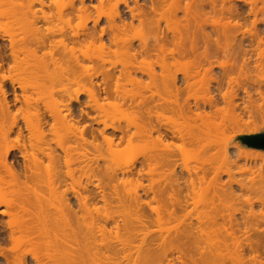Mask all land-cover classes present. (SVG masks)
Listing matches in <instances>:
<instances>
[{
    "label": "bare ground",
    "instance_id": "obj_1",
    "mask_svg": "<svg viewBox=\"0 0 264 264\" xmlns=\"http://www.w3.org/2000/svg\"><path fill=\"white\" fill-rule=\"evenodd\" d=\"M239 1L242 6L232 0H0V19L12 21L21 15L27 35L17 43L11 34L9 40L5 31L0 34V42L9 41L8 47L0 43V215L9 219L0 229V264H174L172 259L163 261L166 253L175 247L173 251L182 254L192 246L202 256V264H215L223 257L219 248L203 251L205 225L212 220L207 214L170 239L146 231L154 222L180 218L190 195L211 171L201 167L196 172L186 170V175L178 172L184 147L201 140L197 134L164 124V113L208 133L227 113L218 125L220 141L213 154L224 166L212 169L211 183L233 186L238 161L251 160L233 140L244 130L255 135L264 126V0ZM104 5H112L110 13L103 12ZM75 20L82 21L81 29L71 27ZM139 32L144 34L136 38ZM135 41L139 47L132 45ZM96 44L101 53L121 49L140 66L130 62L131 70L117 76L115 69L100 68L99 57L96 63L91 57L100 71L90 68L92 64L87 68L83 62L92 55L81 57L82 62L76 50ZM153 59L159 71L151 68ZM138 60L146 61V66ZM182 61L192 69L179 74L173 68ZM138 74L149 81L144 83ZM122 76L143 84L141 88L150 94L132 100L120 96V80L127 79ZM198 77L204 79L201 95L197 89L191 94ZM63 80L70 81L69 86L57 89ZM44 91L48 99L35 98ZM82 94L88 100L84 108L100 111L95 118L82 108ZM104 98L138 110L136 133L116 122L108 124V113L97 109L98 100ZM15 108L24 112L32 108L33 118L20 124ZM93 123L104 128H94ZM109 129L112 135L107 134ZM47 136L52 137L47 140ZM138 137L148 149L138 163L126 160L121 165L117 160L113 168L111 158H102L112 156L113 146L124 141L134 144ZM95 153L106 162L97 160ZM221 174L228 176L226 183L219 179ZM134 176L147 184L140 182L139 188L124 192L118 189L122 178ZM161 176L169 182H161ZM79 177L87 180L81 190ZM220 187H215L205 208L213 207L216 198L221 200ZM42 192L53 195L45 197L54 203L49 204ZM99 203L120 209L125 217L81 218L82 210ZM154 203L162 205V211ZM19 239L27 245H17L20 250L4 248L21 243ZM185 245L190 247L185 250ZM236 257L230 258V264L239 263Z\"/></svg>",
    "mask_w": 264,
    "mask_h": 264
},
{
    "label": "rangeland",
    "instance_id": "obj_2",
    "mask_svg": "<svg viewBox=\"0 0 264 264\" xmlns=\"http://www.w3.org/2000/svg\"><path fill=\"white\" fill-rule=\"evenodd\" d=\"M232 1L237 6H240V5L242 6V2H240L239 0H232ZM94 4H96V2H94ZM104 6L102 7V10H103ZM110 6H112V5H109V8H108L106 5L103 12H106V13L109 12L110 13L109 9L112 8V7L110 8ZM16 17L12 21H9L11 19H7V20L6 19H2V20L0 19V31H1L0 34L1 33L3 34L5 31L6 34L4 33L3 35L9 34L6 36V39L10 38L9 36L11 34V37L16 40V41L14 40L15 42H17V43L21 42L22 43L23 38H25L27 36L26 32H25L26 28H25L24 22L22 21L23 17L21 15L16 16ZM19 18H20V20H19ZM58 24L60 25L59 22H58ZM102 25L105 26L106 25L105 22H103L101 24V26ZM72 26L73 27L79 26V29H81L82 28V21L81 20L80 21L75 20L74 23L72 22L71 27ZM208 31H209V28H208ZM138 34H136V35H138V36H136V38L140 37V35H143L144 33L141 34L139 32ZM6 39H5V41H1L0 43L5 44V46H6L7 43L9 44V41H8L9 39L8 40H6ZM56 39L58 40V37H56ZM8 44H7V47H8ZM133 44H135V45H133ZM98 45L99 44L94 45L95 49H94V47H91L89 50L86 49L87 51H90V52H87L84 49V47L81 48L80 50L79 49L76 50L78 53L77 56L80 57V59L82 57L83 60H85L84 57L86 58L87 55L88 56L92 55L88 58V60H86L84 62L81 59L84 66H86L88 64L86 66L88 68L89 65L91 66V64H92L93 67L91 66L90 68L95 69L96 67H98L97 65L96 66L93 65L92 59L90 61V58L92 57L93 60L95 61V63H96V60L100 58L99 59L100 61L97 60L98 61L97 64H100V68H101V65H103L102 67H104L105 70H108V71L112 70V72H113L114 71L113 69H115L114 73L117 74V76L121 71H123L124 69L126 70V68H127V70H129V69L131 70V68L128 69V66H129L128 64H130V62H131V65H132V63L134 61H132L133 59H131V57L129 60L128 54L126 56V54L121 49H120L121 52L118 49L117 51H115L116 53H112V52L111 53L108 52L107 54L104 52L101 53L102 50L100 51L99 47H98L99 49L96 48V46H98ZM132 45L135 47L137 45L139 47L140 43H137V41H135L134 43H132ZM91 49H93V50H91ZM115 49L116 48L113 46L112 51L114 52ZM80 54H81V56H80ZM104 54H106V55H104ZM261 54L264 57V45L261 47ZM153 60H151L152 63H150V61L147 63H150V65L152 66L151 68L155 69L156 71H159V69L157 67L158 66L157 62L155 60L154 61ZM142 62L146 66V64H145L146 61H142ZM142 62H140V63H142ZM135 64L137 66H140L137 63H135ZM143 64H141V67H145V66H142ZM131 65H130V67H131ZM147 67H145V69ZM100 68L98 67L96 69H99L98 71H100ZM191 69H192V65L188 64V61H182L180 66L173 68V70L178 71L179 74L182 71L187 72V71H190ZM13 74H15V73H13ZM134 76H135V74H134ZM137 77L139 79H141L142 81L144 80V83L146 82V80L149 81L148 78H146V77L142 79L140 74H138ZM70 78H72V77H70ZM123 78H127V79H123ZM121 79H123V80H120L119 90L121 93H123V95H120V96L125 95L124 97H127L128 100H129V98H131L130 100H132V98L133 99L134 98L139 99L140 95L142 96L143 94H145V95L150 94V92H144V90L141 88V87H143V84H141V83L137 84V82L135 84L134 83L135 81L132 79H131L132 82L129 81L130 79L127 76H125V77L122 76ZM203 80L204 79H202V77L196 78L194 81H196L198 84L189 93L194 94L196 89H197L198 90L197 94L201 95L202 90H200V88L203 84ZM262 80H264L263 77H262ZM69 83H70V81H69ZM69 83L66 80H63L62 83L58 84V86L56 85L57 86L56 88L57 89L64 88L66 84L69 86ZM71 86H73L72 88H74L76 86L75 89L78 88V86L75 84H71ZM141 91H142V94H141ZM120 92H119V94H120ZM84 95L85 94H82L80 96V99H81L80 101H81V103L83 102V104H84V105L82 104V108L84 110H86L88 113L90 112L89 115L91 114L92 116L91 115L90 116L93 118L94 116H97V114H99L98 112H100V111H98V112H97V110L91 111L92 109H88L87 107L84 108L85 103L88 101L87 96H84ZM187 95H188V92L187 93L185 92V94H183V98L187 97ZM32 96H33V94H32ZM48 96H49L48 92L44 91V92L37 94L35 96V98L38 97V98H42V99H48ZM9 98H12V96H9ZM105 99L106 98H104L103 100L102 99L98 100L97 104L99 105V107L97 109H99V110L103 109V111H105L104 113H108L107 114L108 124L110 125V123H111V126H112V123L116 122L114 124L115 125L118 124L119 125L118 127H121V126L130 127L132 129V131L134 133H136L137 132L136 128H138L136 126H138L140 124V113L138 112V110L131 109L130 107H128V105H127V108L125 106L123 107L124 102H122L123 104H120L119 103L120 101L119 100L117 101V99H114V98H108L109 100L108 99L105 100ZM113 100H115V101H113ZM64 101H65V99H64ZM84 101H85V103H84ZM136 101H138V100H136ZM90 103H92V102H90ZM117 103L119 104L118 106H117ZM17 107H20V106L17 105ZM41 109H43V108H41ZM26 110H29V109H26ZM32 110L33 109L31 108L30 111L24 112V111H18L17 108H15L13 110V112L15 111L14 114L18 116V118H17V116H16V118L19 119L18 120L19 123L22 124L23 122L25 123L24 119L25 120H27V119L31 120L33 118L31 116H33L32 112H34V110L33 111ZM79 110H80V107H79ZM21 112H23V113H21ZM97 118L98 117H96V119ZM110 118L113 120L112 122H109V121H111ZM226 119H227V113L224 112L223 115L221 116V118L219 120H217L215 123L217 127L212 128L210 130V132L208 133L207 130H205V128L203 129V127H200V126H198L196 128V126L193 123H190V122L185 123L184 121L177 119V117L171 113H164L163 114V117L161 118V120L164 124L171 126V127H175V128L180 129L184 132L197 134L201 140L200 143L196 146L184 147L185 149H184L183 155L179 156V158H178L179 159V161H178V172H180V171L182 172V170H183L184 171L183 173H185V175H186V170H191L192 172H196L201 167L209 168V169H211V171L209 172V175L207 176V179L205 180V182L201 185H197L195 190L193 191V193L190 195V197L188 199L189 205L185 209V211H183L181 213L180 218H176V219H172V220H168V221H165V219H166L165 218L163 220V222L164 221L165 222L164 223L162 222V224L158 223V225H157V223L154 222V224L153 225L151 224V226L148 228L149 231L147 230L146 233L148 232V234H149V232H150V234L152 236L153 235H157V236L160 235L163 237H167V239H170V238L176 236L179 232H181L187 225H189L190 223L195 224L199 218H202L205 214H207V215H205L207 217V219H212V220L207 222V224L205 225V229L203 232L202 247H203V251H206V252H211V251H214L215 249L219 248V254H221V256H223V257L221 258L219 256L215 264H230V258L231 257L233 258L236 254V253L234 254V252H237V251L239 252V254L237 253L236 256H239V258H237L236 256L235 257L237 258V260H239L238 264H264V150L250 148L240 140L241 136L253 135L250 132V130H244L239 136H237L235 138L236 140L235 139L233 140V143L239 144V146H240V148H242L243 152H247V155L251 158V160H249V163H247V164L242 160L238 161V166L240 167V169L234 170V172L236 173V175H235L236 183L231 187L226 184L223 186V188H221L220 186H217L215 183L214 184L211 183V180L214 177V173L212 172L213 171L212 169H217V168L224 166V163L222 162L221 158H219L218 156H213V154H215V152H216V151H214V148L217 146V144L220 141V130L218 128V125H220ZM28 120H27V122H28ZM49 122H51V119H49ZM24 123L22 125H24ZM108 124H106V125H108ZM93 126H94V128H99V127L101 129L104 128V126L102 124L97 125V124L93 123ZM260 133H264V126H261L259 131L256 132V134H260ZM107 134L112 135L110 129L107 130ZM117 135H118V133H117ZM12 138H14V136H12ZM50 138L47 140H50ZM61 138H62V134H61ZM61 138L59 140H61ZM138 138H137V140H134V141H136V142H134V144L133 143L128 144V142H125V141L123 142V144L122 143L119 144L117 142L116 144H119V145L113 146L112 151H114V152L112 153L110 151L112 154L108 150H106L112 156H110V157H109V155L108 156H102V158L108 157V158H106V160H109L111 158L112 161L111 160H109V161L112 162L110 165L113 168H115L118 165L117 160L121 161L120 162L121 165H122V161L126 162V160L127 161L136 160L135 162L138 163L139 161H141L143 159V156L145 155V153L148 152V149L146 148L144 143L141 142L140 138H139V140H140L139 141ZM52 139L56 140L55 137H53ZM55 140L53 142H55ZM99 142H101V141H99ZM53 145H54L53 147H56V143H54ZM175 145L177 146L179 144H175ZM149 149H150V147H149ZM210 149H212V150H210ZM105 152H103L104 154L102 153V155H106ZM95 154H96V156L98 155L97 160H100V162L102 164H103V162H106V160L103 162L101 161V156L99 153H95ZM157 177L158 176H156V178ZM79 178L80 179H79L78 184L81 186V187L79 186L80 190H81L82 186L83 187L86 186L87 180L85 177H79ZM158 179H159V177L156 180H158ZM219 179L223 183H226L228 180V176L225 174H221ZM160 180H161V182H169V178H167L166 176H161ZM121 181L124 182V183L123 182L119 183L118 189H121V191H123L124 189H125V191L126 190H133V189H136V187L139 188L140 182L143 184H147L146 181L145 182L144 181L142 182L141 180L138 181V178L135 176L129 177V178H122ZM137 181L139 183H137ZM215 187H218V188L220 187V189H221L219 191V194L221 195V200H218L216 198L215 199V205L213 207L205 208L206 201L207 200L209 201V199H211L214 195ZM43 192H45V191H43ZM43 192H42L43 198L45 196H47L45 194H48V196L50 195V193L44 194ZM50 196L53 197V195H50ZM47 197H45L44 199H46L48 201V203L50 204V202H52L54 199L49 202L50 199H48L49 197L48 198ZM53 203H54V201H53ZM153 205L155 206V208L156 207L160 208V206H161L160 210L162 211V209H163L162 205H160L158 203L157 204L154 203ZM88 208H89L88 211L82 210V212H80L81 218L84 217V218H87V220H88L89 218H93V217H96L98 215H100V216L106 215V214L112 215L114 217H118L119 219L125 217L124 212H122L120 209H118V208L116 209V207H114L115 209L114 208L110 209L105 205L103 206L102 203H99L97 205L96 204L89 205ZM5 221H9V219L7 217H1V215H0V229L2 228ZM21 240H22V242H21ZM18 242L23 243V239H19ZM21 243H17V241H16L15 243L13 242V244L12 243L6 244L8 247L6 246L4 248H6L7 251H9V247H10V249L11 248L17 249L18 247L20 248V246L23 247L22 245L25 244V242L23 244H21ZM177 244L178 243H175L174 246H177ZM17 245H19V246L17 247ZM25 245H27V244H25ZM179 245H181V244H179ZM14 246H15V248H14ZM170 246L171 245L166 246L168 248V250H169ZM177 247H179V246H177ZM181 247L182 246H180V248ZM185 247H186V245H185ZM192 247H190L189 249L187 247L186 248L182 247L185 250L188 249L187 251L182 249V251L184 250L186 252L185 253L183 251L185 253V255H184V253H182L184 256L182 254L178 253L177 252L178 250L173 251L175 249V247H174V249L171 250V253H170V251H169V253L168 252L166 253L167 257L164 256L163 261L166 262L167 260H170V261L173 260L174 264H197V263L202 264V263H200V262H202V256L199 254L198 251L195 252L194 248H193V250H191ZM26 248L27 249H25V250L29 249L27 246H26ZM172 248H173V246H172ZM25 250H23V251H25ZM191 258L193 260H190ZM234 258H233V260H234ZM191 261H192V263H191Z\"/></svg>",
    "mask_w": 264,
    "mask_h": 264
},
{
    "label": "water",
    "instance_id": "obj_3",
    "mask_svg": "<svg viewBox=\"0 0 264 264\" xmlns=\"http://www.w3.org/2000/svg\"><path fill=\"white\" fill-rule=\"evenodd\" d=\"M240 140L250 148L264 150V133L241 136Z\"/></svg>",
    "mask_w": 264,
    "mask_h": 264
}]
</instances>
